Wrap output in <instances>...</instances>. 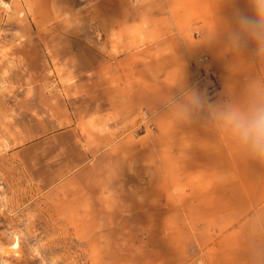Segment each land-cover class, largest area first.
Masks as SVG:
<instances>
[{"label": "rangeland", "instance_id": "obj_1", "mask_svg": "<svg viewBox=\"0 0 264 264\" xmlns=\"http://www.w3.org/2000/svg\"><path fill=\"white\" fill-rule=\"evenodd\" d=\"M163 1L0 9V264H264V162L240 157L239 187H182L183 100L220 81ZM183 68L190 92L141 91Z\"/></svg>", "mask_w": 264, "mask_h": 264}, {"label": "crops", "instance_id": "obj_2", "mask_svg": "<svg viewBox=\"0 0 264 264\" xmlns=\"http://www.w3.org/2000/svg\"><path fill=\"white\" fill-rule=\"evenodd\" d=\"M18 2L22 15H28L29 8L25 0ZM163 2V5L153 4L152 11L158 14L167 12L169 18L175 21H192L186 29L191 35L194 32L198 34L195 40L199 44V50L209 54L211 63L219 73L220 81L219 90L213 99L207 100L193 91L183 100L186 113L183 117L185 176L182 179V187L210 190L239 187V184H234L239 182V170H236L235 166L239 165L240 157L249 159L251 156L234 140L219 114L230 108L246 109L257 95L254 85L258 86L260 96L264 97V85L260 84V71L257 67L261 58H257L253 51V47L261 43L239 24L241 16L258 18V0ZM154 72H159V68H153L152 73ZM155 77L156 81L152 75L149 85L146 88L141 87L142 92L172 93L173 96V93L191 91L188 89L191 85V74L186 68L171 72L165 83H160L158 75ZM167 142L169 143L170 139ZM156 172L159 174V170L156 169ZM162 172L166 173L164 169ZM154 177L152 175L153 179ZM167 179L165 177L164 181L168 183L170 180ZM138 184L137 180L136 185ZM152 187L158 188L159 184H152ZM165 187L173 185L166 184Z\"/></svg>", "mask_w": 264, "mask_h": 264}, {"label": "clouds", "instance_id": "obj_3", "mask_svg": "<svg viewBox=\"0 0 264 264\" xmlns=\"http://www.w3.org/2000/svg\"><path fill=\"white\" fill-rule=\"evenodd\" d=\"M257 17L253 19L241 16L239 24L242 29L254 36L264 49V0H258ZM246 109L230 108L220 112L219 117L227 126L234 140L248 154L260 162H264V97L259 94Z\"/></svg>", "mask_w": 264, "mask_h": 264}, {"label": "built area", "instance_id": "obj_4", "mask_svg": "<svg viewBox=\"0 0 264 264\" xmlns=\"http://www.w3.org/2000/svg\"><path fill=\"white\" fill-rule=\"evenodd\" d=\"M11 3H12V0H0V9L3 11L7 10ZM2 37H3V31L0 28V41ZM2 264H4V262H2Z\"/></svg>", "mask_w": 264, "mask_h": 264}]
</instances>
